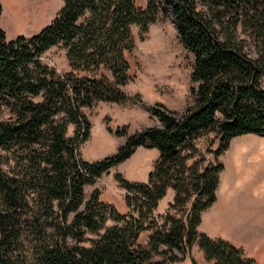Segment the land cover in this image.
<instances>
[{
    "label": "trees",
    "instance_id": "obj_1",
    "mask_svg": "<svg viewBox=\"0 0 264 264\" xmlns=\"http://www.w3.org/2000/svg\"><path fill=\"white\" fill-rule=\"evenodd\" d=\"M136 2L64 0L51 23L30 37L8 40L0 26V264L16 263L20 226L28 220L44 234L47 228L56 232L35 240L33 259L21 264H173L191 258L194 244L214 264H258L242 247L198 227L217 200L224 170L219 157L235 137L264 134V0H149L144 8ZM166 5L182 44L194 55L193 103L181 117L156 106L161 127L133 134L109 127L125 142L101 160L83 159L79 148L92 125L82 109L133 100L124 90L132 79V27L147 33ZM2 11L0 2V19ZM60 43L71 68L65 73L41 61ZM71 123L74 136H68ZM208 131L216 133L218 147L214 161L198 170L197 162L187 161L197 151L195 139ZM146 143L160 153L148 181L115 176L127 191L128 212L101 200L98 190L85 202L86 185ZM13 161L19 171L6 169ZM169 188L176 192L174 202L156 216ZM108 219L116 223L105 228ZM145 231L150 234L142 245ZM88 232L98 238L81 246ZM158 255L163 259L154 261Z\"/></svg>",
    "mask_w": 264,
    "mask_h": 264
},
{
    "label": "rangeland",
    "instance_id": "obj_2",
    "mask_svg": "<svg viewBox=\"0 0 264 264\" xmlns=\"http://www.w3.org/2000/svg\"><path fill=\"white\" fill-rule=\"evenodd\" d=\"M148 1L137 0L136 3L144 8ZM156 1L160 5L164 3V0ZM0 2L3 8L0 26L5 31L8 40L16 39L21 35L30 37L39 33L51 23L64 5V0H0ZM132 31L136 45L134 50L127 55L132 79L124 90L133 100L125 104L99 102L92 107L82 109L92 125L90 138L79 148L82 158L87 161L94 162L112 155L125 142L126 136H116L109 131V127L113 130L126 127L129 134L151 126L161 127L162 123L154 113L156 106L161 105L174 112L177 117H181L188 105L193 103L194 98L190 88L194 85L191 82L194 55L185 48L179 38L177 23L170 6L166 5L165 11L159 13L157 20L149 26L147 33L142 34L137 25H133ZM41 61L54 67L59 73H65L71 69L67 49L62 43L46 51ZM75 129L76 125L71 123L68 127V136H74ZM194 143L197 151L192 158L188 159L187 164L192 166L197 162L198 170H202L209 162L214 161L213 151L218 147L216 133L204 132L195 139ZM233 146L230 152L227 151L219 157L221 162H232L233 158L239 155L244 158L246 167L256 170L264 167V134L240 136L234 140ZM188 153L190 152L186 151L185 154ZM159 155V150L151 147L149 143L137 147L129 159L111 168L94 183L85 186V202L90 199L95 190H98L101 193V200L113 204L121 213L128 212L129 209L124 200L127 191L116 180V174H122L130 181L139 182L136 179H141L146 175L148 177V174L154 170ZM6 169L19 171L14 161ZM257 174L254 171L251 173L252 176ZM163 215L156 214V216ZM180 215L181 213L178 214ZM73 216L72 213L69 223ZM31 221L33 220L23 222L20 226L22 231L18 240L21 243L14 255L15 264L31 261L35 254L33 247L35 240L48 239L49 235L56 232L53 228H47L44 234L42 227L39 228L37 225L32 227ZM157 221L163 224L162 218L157 217ZM115 223L114 220L108 219L105 228ZM104 230H101L100 234ZM148 233L150 232L145 231L141 234L140 244H147ZM96 238H98L97 234L88 232L86 241L80 245L89 247L91 240ZM74 240V238H68L69 244L75 245ZM177 254L183 258L182 253ZM190 257L173 264H214L207 259L205 262L201 261L196 251L194 253L191 251ZM162 259L163 257L159 255L153 258L154 261ZM257 262L264 264V259L257 260Z\"/></svg>",
    "mask_w": 264,
    "mask_h": 264
},
{
    "label": "crops",
    "instance_id": "obj_3",
    "mask_svg": "<svg viewBox=\"0 0 264 264\" xmlns=\"http://www.w3.org/2000/svg\"><path fill=\"white\" fill-rule=\"evenodd\" d=\"M238 137L232 140L228 152L234 148V140ZM224 163L216 192L217 200L202 213L198 229L211 238H222L242 247L248 256L258 261L263 260L264 167L259 170L246 167L244 158L239 155L235 156L232 162ZM253 171L258 174L252 176ZM136 181L146 182L148 177L146 175ZM175 195V190L169 188L159 201L155 213L166 214L170 204L174 202ZM192 251L197 252L201 261H207L197 244L193 246Z\"/></svg>",
    "mask_w": 264,
    "mask_h": 264
}]
</instances>
